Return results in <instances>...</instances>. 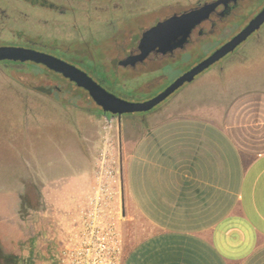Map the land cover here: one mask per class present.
I'll return each instance as SVG.
<instances>
[{
	"label": "crops",
	"instance_id": "1",
	"mask_svg": "<svg viewBox=\"0 0 264 264\" xmlns=\"http://www.w3.org/2000/svg\"><path fill=\"white\" fill-rule=\"evenodd\" d=\"M263 54L264 42L165 106L123 126L120 118L123 264H264ZM84 179L71 175L47 209L63 215L51 237L29 243L37 264H53L48 241L61 242Z\"/></svg>",
	"mask_w": 264,
	"mask_h": 264
},
{
	"label": "rangeland",
	"instance_id": "2",
	"mask_svg": "<svg viewBox=\"0 0 264 264\" xmlns=\"http://www.w3.org/2000/svg\"><path fill=\"white\" fill-rule=\"evenodd\" d=\"M51 1L67 11V15L45 9L32 11L23 0H0V44L21 37L48 40L64 47L76 41L79 49H88L92 56H81L88 63L83 66L84 69L97 73L102 61L106 67L118 65L125 53L124 45L129 42L132 33L139 36L143 29L158 19L204 0ZM108 6L112 9L108 10ZM121 6H126L128 10L124 17L119 12ZM263 7L264 0H242L225 20H217L216 26L205 23V36H199L195 31L186 47L188 51L180 54L176 61L164 63L162 70L150 76L163 74L164 78L146 94L138 93L134 98L128 94L130 85L125 90H119L111 83L104 85L131 101L154 97L234 36ZM123 18L128 19V31H133L129 37L114 36L110 30H120L125 23ZM107 37L110 39L104 41L101 47H94L93 43L92 47L87 46V41L91 43L94 39ZM263 42L264 24L205 72L220 64L242 59L249 50ZM32 65L0 63V264L38 263L36 258L26 253L29 243L32 241L37 248V242L54 231L53 222L55 226H60L59 217L63 213L52 217L47 209L63 200V190L71 188V175L86 176L75 188L86 191L90 187L95 159L100 153L104 135L105 116L87 91L48 72L40 64H34L37 67ZM144 79L136 81L140 85ZM187 84L155 108L165 106ZM139 114H123L120 124H129ZM120 124L115 119L112 135L116 146H119ZM48 242L50 259L53 264H58L57 253L61 242Z\"/></svg>",
	"mask_w": 264,
	"mask_h": 264
},
{
	"label": "water",
	"instance_id": "3",
	"mask_svg": "<svg viewBox=\"0 0 264 264\" xmlns=\"http://www.w3.org/2000/svg\"><path fill=\"white\" fill-rule=\"evenodd\" d=\"M231 1L236 2L237 0L208 1L198 7L160 20L143 31L138 45L140 52L128 55L120 61V64L124 66L134 65L137 62H142L153 51L166 54L184 47L191 38L193 31L207 21L219 5H227ZM263 24L264 7L240 31L220 45L210 55L178 76L154 97L144 101H130L117 96L75 64L37 49L16 45H0V61H30L45 65L50 70L61 73L64 77L75 82L78 87L85 89L94 102L105 113H110V118H114L116 115L122 116L127 113L146 112L153 109L185 83L192 82L199 74L233 52L250 35L259 30Z\"/></svg>",
	"mask_w": 264,
	"mask_h": 264
},
{
	"label": "built area",
	"instance_id": "4",
	"mask_svg": "<svg viewBox=\"0 0 264 264\" xmlns=\"http://www.w3.org/2000/svg\"><path fill=\"white\" fill-rule=\"evenodd\" d=\"M114 122V118L105 117L90 187L64 214L67 225L57 253L58 264L124 263L122 161L112 135Z\"/></svg>",
	"mask_w": 264,
	"mask_h": 264
},
{
	"label": "flooded vegetation",
	"instance_id": "5",
	"mask_svg": "<svg viewBox=\"0 0 264 264\" xmlns=\"http://www.w3.org/2000/svg\"><path fill=\"white\" fill-rule=\"evenodd\" d=\"M23 1H24V4H26L27 8H29L32 11L36 10V9L37 10L45 9V10L51 12V13H56V14H59V15H67V11H64L63 9H61L60 6L56 2H53L51 0H23ZM208 1H213V0L198 1L195 5H193V6L189 7V8H185V9H181V10H178V11H174L170 15H166L163 18L158 19L151 26L155 25L160 20H163V19H165V18H167V17H169L171 15L179 14V13H182V12H184L186 10L198 7L201 4H203L205 2H208ZM241 1L242 0H237L236 2L231 1L227 5H223V4L219 5L217 7V10L211 15V17L207 21L203 22L199 27H197L193 31V33L191 35V38L189 39L188 43L184 47L175 49L174 51L166 53V54H163V53H160V52H157V51H153L142 62H137L134 65H130L129 64V65L124 66V65L120 64V61L122 59H124L125 57H127L128 55H130V54H137V53L140 52L138 45H139V41H140L141 35H142L144 30H146L147 28H149L151 26L143 29L139 36L137 34H135V33L134 34L132 33V36L130 37L129 42L124 45L125 53L122 56V58L118 61V65L117 66H110V67H106L105 65H103V66H100L101 68L98 71L95 68H93V69L96 70L97 73L88 72L87 69H84V67H83L84 64L78 61L77 58L80 55L77 54L79 48L77 47L78 44H76V41L70 42L68 45H66L64 47L63 45H59V44L50 42L48 40H37L35 38H24V37H21V38L17 39L16 41H13V42H10V43H5V44H0V45L23 46V47L33 48V49H37V50H40V51H44V52L53 54L55 56H58V57H60V58H62L64 60L72 63V64H75L79 68L83 69L90 76H92L97 82H99L102 86H104L108 91L113 92L114 94H116V92L112 91L110 88L105 86L104 83L105 84L111 83V86H117V88H119V90H125L127 88V86H129V85L132 86L130 88V91L128 92V94L135 98V97H137L138 93L139 94L140 93H144V94L148 93V91L150 90V88L152 86H154L155 84L159 83L160 80L164 78L163 74H160L157 77L153 76L152 78H150V76L154 72L162 70V66H163L164 63H169L170 61H172V62L176 61L177 58L180 56V54L188 51V50H186V47L191 43L192 36L195 33V31L198 32L199 36H205V34H206L205 29H204V24L205 23H210L212 27L216 26V21L217 20H222L225 16L230 15L233 12V10L238 7V5H239V3ZM108 7H109L108 10L112 9V6H108ZM125 7L126 6H121V9L119 11L122 14L121 16H123V17H124V14L126 12H128V10ZM104 10H106V9H104ZM69 14H71V12H69ZM123 21L125 23H124L123 27L120 30H119V28H114V29L110 30L111 33L114 34V36L123 37L125 35V37H129L131 35V32L133 30L128 31V29H127L128 19L127 18H123ZM108 39H110V37L109 38L107 37L105 39H94L91 43H89L87 41V46H89V47H92V46L101 47V46L104 45V43H105L104 41H106ZM92 43L94 45H92ZM83 49H85V48H83ZM261 60L263 61L264 57ZM228 61L229 60H227V62ZM0 62H9L10 65H12V66H19V65H25V64H36V63L30 62V61L21 62V61L5 60V61H0ZM5 64L7 65V63H5ZM40 66H42L43 68L47 69L48 72L54 73L55 75L63 78L64 80H67L69 82V84L76 85L75 82H73V81L69 80L68 78L64 77L61 73L55 72L53 70H50L45 65L40 64ZM221 68H222V64L216 66L215 68H211L209 71L216 70V69H221ZM93 74H95V75H93ZM144 77L146 78V79H144V83H146V84H144V83L143 84L148 86L147 88H144L143 84L139 85V82L136 81V80H138V78H144ZM197 78H195V79H197ZM79 88H81V87H79ZM59 90H61V89H59ZM83 90H85V89H83ZM116 95L118 96V94H116ZM152 97L153 96H150V97L142 99V100H134V101H144V100L150 99ZM98 107H99V109L101 111L100 112L101 114H103L105 117H110V115H111L110 113H105L100 106H98ZM155 107L153 109L149 110V111H146V112H135V113H140L139 114L140 116L141 115H145V114H148V113L154 111L155 109H157ZM127 114H133V113H127ZM139 115H136V116H139ZM120 118H121V116H117V115L114 116V119H118V121L120 120Z\"/></svg>",
	"mask_w": 264,
	"mask_h": 264
},
{
	"label": "trees",
	"instance_id": "6",
	"mask_svg": "<svg viewBox=\"0 0 264 264\" xmlns=\"http://www.w3.org/2000/svg\"><path fill=\"white\" fill-rule=\"evenodd\" d=\"M229 16V15H228ZM228 16H225L221 21H223V20H225V18H227ZM216 24H217V22H216ZM240 30V29H239ZM5 44V43H4ZM56 44H58V43H56ZM78 55H80V56H78V61L79 62H81V63H83L84 65L85 64H88V63H86L85 61H84V59L81 57V56H88V57H90V58H92V56H91V53L89 52V50L88 49H78V53H77ZM5 61V60H4ZM0 63H3L4 65H6L5 63H7V65H10V63L9 62H0ZM104 65V63L102 62L101 63V66H103ZM32 67H37L36 65H32ZM101 112V111H100Z\"/></svg>",
	"mask_w": 264,
	"mask_h": 264
}]
</instances>
